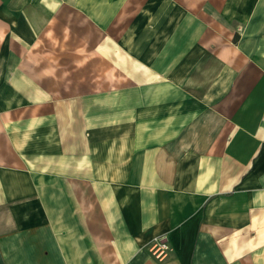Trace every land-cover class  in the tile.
Listing matches in <instances>:
<instances>
[{
    "label": "crops",
    "instance_id": "crops-1",
    "mask_svg": "<svg viewBox=\"0 0 264 264\" xmlns=\"http://www.w3.org/2000/svg\"><path fill=\"white\" fill-rule=\"evenodd\" d=\"M0 264H264V0H0Z\"/></svg>",
    "mask_w": 264,
    "mask_h": 264
},
{
    "label": "built area",
    "instance_id": "built-area-1",
    "mask_svg": "<svg viewBox=\"0 0 264 264\" xmlns=\"http://www.w3.org/2000/svg\"><path fill=\"white\" fill-rule=\"evenodd\" d=\"M166 243L163 241V240H158L156 241V244L154 245L153 247V255L156 257V258H159L162 254H163V251L166 249Z\"/></svg>",
    "mask_w": 264,
    "mask_h": 264
}]
</instances>
